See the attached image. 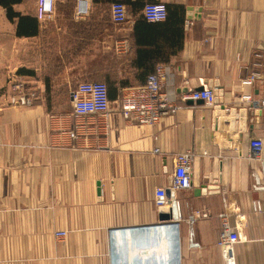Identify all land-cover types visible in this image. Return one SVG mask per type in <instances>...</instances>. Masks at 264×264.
<instances>
[{
  "label": "crops",
  "instance_id": "0c3cea01",
  "mask_svg": "<svg viewBox=\"0 0 264 264\" xmlns=\"http://www.w3.org/2000/svg\"><path fill=\"white\" fill-rule=\"evenodd\" d=\"M37 1L9 0V11L0 3V264H159L171 240L158 226L176 221L180 264H229L217 245L223 212L239 228L235 264H264V148L256 159L249 147L253 136L264 140V108L242 99L264 100V0H162V22L142 16L156 0H90L84 18L77 0H55L46 20ZM115 2L128 7L124 24L111 21ZM124 41L130 49L120 52ZM160 64L176 98L213 88L237 115L187 100L154 126L126 120L123 89ZM14 79L41 99L10 104ZM84 81L108 84V129L92 115L87 133L72 138L70 92ZM186 150L195 158L191 188L177 192L180 221L155 205L154 192L171 184Z\"/></svg>",
  "mask_w": 264,
  "mask_h": 264
},
{
  "label": "built area",
  "instance_id": "2783aa9c",
  "mask_svg": "<svg viewBox=\"0 0 264 264\" xmlns=\"http://www.w3.org/2000/svg\"><path fill=\"white\" fill-rule=\"evenodd\" d=\"M90 0H77L76 16L84 18L89 15L91 11ZM55 10V0H38L37 1V17L40 20H46L52 17ZM111 21L114 24H124L129 20V11L126 4L122 2H115L110 7ZM168 15L167 3L162 0L155 2H148L144 4L142 9V16L148 22H162L166 20ZM129 42H119L116 49L120 52H126L130 49ZM168 75L169 68L160 64L156 66L155 71L149 74L144 84L137 86H129L124 88L122 96L118 101L119 112L123 118L134 122L138 125L158 124L160 119L170 113H174L187 100L204 102L207 107H214L216 104L217 95L213 88H203L193 90L188 94L181 95L180 99L176 98L168 89ZM258 73H253L244 79V85H252L258 78ZM10 104L18 106L32 105L41 99V95L37 88H29L21 79H14L9 85ZM72 112L71 115L76 120L74 130L70 131L72 138H78L79 133H87L89 119L92 115H98L103 125L101 128L108 129L109 114L111 110V101L109 98L108 84L103 81H84L79 82L70 92ZM242 99L251 105H256L264 108V100L257 101L251 94H244ZM83 130V131H82ZM250 155L252 158L259 159L261 157L264 140L261 137L253 136L250 140ZM155 151H159L156 149ZM206 154V153H205ZM193 150H186L180 152L175 157V170L173 179L169 186H160L155 189L154 202L157 207H169L172 209L173 215L176 219L181 221V204L177 198V192L180 190H188L192 183V162L195 158ZM259 210V206L256 205ZM199 216H207V212H197ZM222 228L217 245L219 248L226 250L228 254L229 264H235L233 258L234 245L239 241V228L232 226L228 220V213L221 214ZM161 230L169 232L171 240L170 255L167 258H161L159 264H180V233L179 223L169 222L158 226ZM151 230L153 227H146ZM67 232H56L57 236L65 235ZM115 235V233H113ZM192 245L198 243L191 241Z\"/></svg>",
  "mask_w": 264,
  "mask_h": 264
},
{
  "label": "water",
  "instance_id": "95a60500",
  "mask_svg": "<svg viewBox=\"0 0 264 264\" xmlns=\"http://www.w3.org/2000/svg\"><path fill=\"white\" fill-rule=\"evenodd\" d=\"M188 11H189L188 18L191 19L192 17H194L193 16V12H192L191 8H189ZM201 89H203V88H201ZM214 108L216 109L215 113H216L217 116H224V114L226 112H228V111H229L230 114H232V116L237 115V110L235 108H231L230 110L227 111L225 106L219 105L218 104V98L216 99V104H215ZM245 113H247L246 112V108L239 110V114L241 116H243ZM221 123H222V119H221ZM169 211L170 212L168 213V217H171V215H172V209H169Z\"/></svg>",
  "mask_w": 264,
  "mask_h": 264
},
{
  "label": "trees",
  "instance_id": "16d2710c",
  "mask_svg": "<svg viewBox=\"0 0 264 264\" xmlns=\"http://www.w3.org/2000/svg\"><path fill=\"white\" fill-rule=\"evenodd\" d=\"M6 0H0V3L7 7L8 11L11 10V4L9 0L5 3ZM147 21V20H146Z\"/></svg>",
  "mask_w": 264,
  "mask_h": 264
},
{
  "label": "clouds",
  "instance_id": "9594fccd",
  "mask_svg": "<svg viewBox=\"0 0 264 264\" xmlns=\"http://www.w3.org/2000/svg\"><path fill=\"white\" fill-rule=\"evenodd\" d=\"M146 244H147V243H146ZM148 244H149V243H148ZM148 244H147V245H148Z\"/></svg>",
  "mask_w": 264,
  "mask_h": 264
}]
</instances>
